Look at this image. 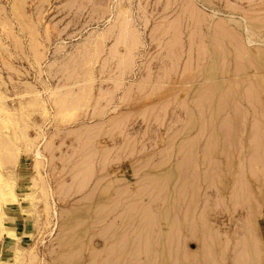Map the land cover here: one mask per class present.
I'll use <instances>...</instances> for the list:
<instances>
[{"label": "rangeland", "instance_id": "1", "mask_svg": "<svg viewBox=\"0 0 264 264\" xmlns=\"http://www.w3.org/2000/svg\"><path fill=\"white\" fill-rule=\"evenodd\" d=\"M0 220V264H264V0H0Z\"/></svg>", "mask_w": 264, "mask_h": 264}, {"label": "crops", "instance_id": "2", "mask_svg": "<svg viewBox=\"0 0 264 264\" xmlns=\"http://www.w3.org/2000/svg\"><path fill=\"white\" fill-rule=\"evenodd\" d=\"M116 202H114V205H118L119 201L117 199H115ZM126 205H130L129 209H134L135 207V203H130L127 202ZM108 209V206L106 207ZM115 207L112 208V210L114 211ZM104 210V208H103ZM107 211V210H106ZM122 211V209L120 211H118V213H120ZM118 213L116 212V214L118 215ZM114 220H110L108 217V224L106 225V227L103 229V231H101V233L97 236H99V239L101 237V240L105 241L107 244L111 243V239L114 238L115 235V225L110 224L111 222H113ZM118 233V232H116ZM116 259L114 257L111 256H106V260L104 262H102L101 264H116ZM88 264V263H85Z\"/></svg>", "mask_w": 264, "mask_h": 264}, {"label": "bare ground", "instance_id": "3", "mask_svg": "<svg viewBox=\"0 0 264 264\" xmlns=\"http://www.w3.org/2000/svg\"><path fill=\"white\" fill-rule=\"evenodd\" d=\"M36 157L39 159V157H40V156H39V152L36 154ZM7 163H8V162H4L3 164H7ZM0 223H1V220H0ZM7 234L10 235L11 233H10V232H7Z\"/></svg>", "mask_w": 264, "mask_h": 264}]
</instances>
